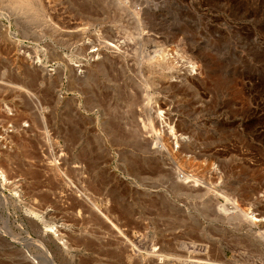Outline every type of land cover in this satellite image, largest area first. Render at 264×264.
<instances>
[{"label":"rangeland","instance_id":"obj_1","mask_svg":"<svg viewBox=\"0 0 264 264\" xmlns=\"http://www.w3.org/2000/svg\"><path fill=\"white\" fill-rule=\"evenodd\" d=\"M15 1L0 0V135L15 183L0 187V264H264L249 231L264 232V0H40L45 15ZM41 115L66 165L86 164H60L70 189L27 158ZM174 167L207 189L175 190ZM222 194L256 221L217 218ZM30 210H47L48 228Z\"/></svg>","mask_w":264,"mask_h":264},{"label":"bare ground","instance_id":"obj_2","mask_svg":"<svg viewBox=\"0 0 264 264\" xmlns=\"http://www.w3.org/2000/svg\"><path fill=\"white\" fill-rule=\"evenodd\" d=\"M20 1V3H22L21 4V6H20V4H19V8H17L18 9V11H24V12H29V11H31V10H33V9H36V11H38V12H42V13H44L43 15H45V13L46 12H44L45 10H43V3H45V2H41L40 0H23L22 2H21V0H19ZM15 2H17L18 3V0L17 1H15ZM48 3H49V1H48ZM35 11V10H34ZM35 11V12H36ZM17 14H18V12H17ZM36 14H37V12H36ZM47 15V14H46ZM45 17V16H44ZM46 18H47V16H46ZM49 18V17H48ZM47 18V19H48ZM49 20V19H48ZM83 49L81 48L80 49V51L78 52V53H82L83 51H82ZM86 50V49H85ZM85 52V51H84ZM80 53V54H81ZM83 54V53H82ZM38 56V55H37ZM23 59V58H22ZM32 58H26V60L27 61H30ZM32 60H35V62L33 63L34 65V67H36V68H39V69H42L43 68V66H42V63H41V61H40V59L38 58V57H36V59H32ZM29 63V62H28ZM29 65H31V64H29ZM32 66V67H33ZM192 67H194V66H192ZM190 68H191V65H190ZM43 70V69H42ZM61 70V69H60ZM50 71V70H49ZM71 71V70H70ZM59 72V71H58ZM72 72V71H71ZM84 72V71H83ZM70 73V72H69ZM80 73H82V71L80 70ZM58 74V75H57ZM57 74H55V75H57V77H56V81L59 83L62 79V76H63V74H62V71L60 72V73H57ZM71 74V73H70ZM48 76V75H47ZM54 76V75H53ZM50 77H51V75H50ZM55 77V76H54ZM176 77V76H175ZM54 81V80H53ZM52 82V81H51ZM50 82V83H51ZM18 86V85H17ZM20 87V86H19ZM16 88V87H15ZM14 88V89H15ZM23 88V87H22ZM21 87H20V89H22ZM27 90V89H26ZM37 105H40V102H38L37 101ZM6 109V112H7V114H12V111H11V109H9V108H5ZM44 115V114H43ZM43 115H41L40 117H39V120H38V122H40V124L42 125V129H43V131H44V135H42L43 136V144L42 145H40L38 148H37V143H35L34 144V142L36 141H34L33 139V141L34 142H31V141H29L28 142V140H26V150H28V152H27V158L28 159H34V161L35 160H37V161H41L42 163H43V161L45 162V168L47 169V170H49V171H47L48 173L47 174H50L49 176H53V178L55 179V177L57 178V176L58 177H60L61 178V180H59V178H57V180H59V182L62 184V185H65L66 186V188H67V186H68V188L69 187H71V186H74L73 185V182L70 180V177L67 175V173H66V171H64V169L61 167V165L62 166H71V165H66V163H65V159H63V157H61L63 154H62V146H61V144L58 142V141H56V140H54V138H51V135H49L50 133H49V130L47 129L48 127V123H46V119H45V117L43 116ZM39 123H37L36 125H35V122H34V124H33V126H27V127H29L28 129H26L25 131H27V132H30V133H32V130L34 129V128H36V129H40V125L38 126V127H36L37 125H38ZM30 125V124H29ZM35 125V126H34ZM116 125V124H115ZM112 127V126H111ZM116 127V126H115ZM117 128V127H116ZM116 128H114V129H116ZM73 128H70L69 130H72ZM118 129V128H117ZM21 130V132H22V128L20 129ZM20 130H18V131H20ZM75 130V129H74ZM66 131H67V129H66ZM121 131H122V129H121ZM123 132V131H122ZM122 132H120V133H122ZM19 133V132H18ZM23 133V132H22ZM72 133H73V131H72ZM114 133L116 134V133H118L119 134V132H116V131H114ZM26 134V133H25ZM29 134V133H28ZM111 134V133H110ZM2 135V136H1ZM0 135V180H1V182H0V187H5V185H7V186H9L10 188L13 186V187H15V183H14V181H9V179H8V177H7V174H8V172L11 170V169H13V166H14V164L12 163V161L11 160H9V159H11V158H8V157H10V154L9 153H11L10 151L12 150V148L13 147H11V146H9V144H11V141L10 140H12V137L6 132V130H5V132H3L2 134ZM68 135H70V133L68 134ZM122 135V134H121ZM27 136V135H26ZM33 136V135H32ZM64 136L66 137L67 135L66 134H64ZM71 136V135H70ZM120 136V135H119ZM10 137H11V139H10ZM130 137V136H129ZM161 137V135H160V132H157L156 133V135H155V137L154 138H160ZM111 138V137H110ZM18 139V138H17ZM112 139V138H111ZM8 141V144H7V142H5V141ZM22 140H23V138H22ZM29 140H30V138H29ZM113 140V139H112ZM115 140V139H114ZM25 142V141H24ZM159 142L157 141V142H155V144H158ZM12 145V144H11ZM13 145H14V143H13ZM19 145V144H18ZM21 145V144H20ZM19 145V146H20ZM16 146V145H15ZM27 147H28V149H27ZM18 148V147H17ZM20 148H22L21 146H20ZM15 152V151H14ZM150 153H152V154H159L158 155V157H159V160L160 161H162L164 158H166L167 156H170V152H169V150L166 148V147H164V145L163 146H161V145H156V146H154V147H152V149H151V151H150ZM86 156H87V159L89 160H87V162L86 163H88V162H91L92 161V153H87L86 154ZM166 156V157H165ZM11 157H12V155H11ZM13 159V158H12ZM44 159V160H43ZM43 160V161H42ZM11 161V162H10ZM33 161V160H32ZM77 163V162H76ZM72 164V166H71V168H70V170L72 169V170H74V171H80V170H84L86 167V164H81L80 162V164L79 163H77V164ZM92 163V162H91ZM91 163H90V165H91ZM61 164V165H60ZM46 165H48V168H47V166ZM146 165V164H145ZM147 166V165H146ZM145 166V167H146ZM87 167H89V166H87ZM148 167L149 168H153L154 167V165H148ZM17 168V167H16ZM143 168V167H142ZM148 169V168H147ZM174 169H175V167H174ZM173 169V170H174ZM153 170V169H152ZM83 173V172H82ZM173 174H175V177H172V178H174V180H173V182L172 183H174V185H175V190H179V186H186L187 187V190H193V189H196V188H200V187H202V188H204V189H207V187H206V184H205V182L204 181H202L201 180V178L200 177H197L196 175H194V174H189V173H187V172H183V171H180L179 169H175L174 170V172H173ZM59 182H57L58 184H60ZM17 184V183H16ZM61 185V186H62ZM17 186V185H16ZM61 186H60V188H61ZM64 186V187H65ZM17 188H18V186H17ZM1 189V188H0ZM70 189V188H69ZM182 189H183V187H182ZM181 188H180V190H182ZM2 190V189H1ZM61 191V190H60ZM51 192V191H50ZM54 192V191H53ZM68 192V191H67ZM177 192V191H176ZM56 193V192H55ZM60 193V192H59ZM66 195L68 194V193H66V192H64ZM79 193H81V195H82V199H84V200H86V202H87V206H88V204H90V206L91 207H93L96 211H98V213H100V215L105 219V221L107 222V224H110V226H111V231L112 232H114V231H118V234L119 235H123V233H122V231L118 228V226L113 222L114 220L112 219L111 220V217H109L108 216V214L106 213V211H102L101 209H99V207L96 205V200L97 199H99V198H97V199H95V198H93L92 196L90 197V195H88L87 193L85 194V193H82V192H79ZM49 194H52V193H49ZM55 195H57V194H55ZM62 195V194H61ZM80 194H79V197L81 196ZM53 197L55 198V196L53 195ZM68 197V196H67ZM78 197V196H77ZM221 198L222 197V199H223V203H221V204H219L218 202H216L215 204L217 205L216 207H217V215L218 216H216L217 218H220V220H222L223 222H227V224H228V222H229V224H233L234 225V222H237V224H239V223H241V222H243V221H248V220H250V221H256V218H254V216L251 214V213H249V212H246L245 210H243L241 207H240V205H239V203L237 202V200L235 199V198H233V197H230V196H227L226 194L225 195H221V196H218V198ZM56 198H58V197H56ZM65 198V197H64ZM66 199V198H65ZM0 200L1 201H4V198L3 197H1L0 196ZM75 201H77V200H75ZM79 201V200H78ZM86 202L84 203V201H81V203L84 205V204H86ZM80 206V205H79ZM85 207V206H84ZM83 207V208H84ZM81 208V207H80ZM82 210V209H81ZM31 212H29L30 214H34V215H37V217H41L40 218V220L43 222V218H46L48 221H49V215H48V213H47V210L46 211H39V210H36V211H34V210H30ZM39 215V216H38ZM215 215V214H214ZM215 217V218H216ZM51 218V217H50ZM99 218H101V217H99ZM219 220V221H220ZM243 220V221H242ZM48 221H45V222H43V224L45 225L44 227L45 228H48V224H47V222ZM103 221V220H102ZM240 221V222H239ZM249 221V222H250ZM109 222V223H108ZM231 222V223H230ZM239 222V223H238ZM49 223V222H48ZM226 224V223H225ZM110 226H108V228L110 227ZM43 227V228H44ZM59 228V227H58ZM49 229H50V231L49 232H51V233H49V234H52L53 235V238L55 237V239H57V241H59V244H61V246H67L68 244H67V241L64 239V237H65V234H67V233H65L64 234V230H63V233H61L62 231L61 230H58L57 228H56V226L55 227H53V226H50L49 227ZM42 231V230H41ZM249 231H250V234L251 235H253L252 237H254L257 241H258V244L260 243V245L261 246H263L264 245V232H257V231H253L252 229H249ZM43 232H45V233H47V231L46 230H44ZM47 233V234H48ZM69 234V233H68ZM69 235H71V234H69ZM43 236V235H42ZM51 236V235H50ZM43 237H45V235L43 236ZM52 237V236H51ZM115 237V236H114ZM117 237V236H116ZM46 238V237H45ZM50 239V241L52 240L51 238H49ZM254 239V240H255ZM128 240V239H127ZM55 242V241H54ZM53 242V243H54ZM255 242V241H254ZM51 243V242H50ZM40 245H41V247L43 246V244L42 243H40ZM45 245V244H44ZM58 245V244H57ZM259 246V245H258ZM59 247V246H58ZM42 248H44V246L42 247ZM33 263H37L36 261H34L33 260ZM190 264V263H189ZM192 264H214V263H211V262H209V260H207L206 259V261H200V260H196V261H192ZM218 264H225V263H223V262H221V263H218Z\"/></svg>","mask_w":264,"mask_h":264}]
</instances>
